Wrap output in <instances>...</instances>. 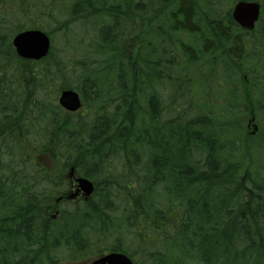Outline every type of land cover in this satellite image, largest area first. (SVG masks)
<instances>
[{
    "label": "trees",
    "instance_id": "16d2710c",
    "mask_svg": "<svg viewBox=\"0 0 264 264\" xmlns=\"http://www.w3.org/2000/svg\"><path fill=\"white\" fill-rule=\"evenodd\" d=\"M236 1L0 0V264H264V0L249 32ZM25 29L63 45L21 59Z\"/></svg>",
    "mask_w": 264,
    "mask_h": 264
},
{
    "label": "water",
    "instance_id": "95a60500",
    "mask_svg": "<svg viewBox=\"0 0 264 264\" xmlns=\"http://www.w3.org/2000/svg\"><path fill=\"white\" fill-rule=\"evenodd\" d=\"M260 11L258 2L238 0L233 3L231 16L240 27L250 31L258 21ZM11 44L18 57L35 61L45 57L51 46L48 35L40 29H26L17 32L12 37ZM57 102L63 109L70 112H75L81 107L80 96L73 89L62 90L57 97ZM74 182L76 188L74 192L67 195L68 199L75 198L79 193L85 198L92 194L94 185L89 179L77 176ZM91 264H134V262L123 252L112 251L95 258Z\"/></svg>",
    "mask_w": 264,
    "mask_h": 264
},
{
    "label": "rangeland",
    "instance_id": "374dc122",
    "mask_svg": "<svg viewBox=\"0 0 264 264\" xmlns=\"http://www.w3.org/2000/svg\"><path fill=\"white\" fill-rule=\"evenodd\" d=\"M227 4V3H226ZM228 4H231V3H228ZM227 4V5H228ZM48 35L49 36H51L52 37V39H53V44L56 46V47H59V46H62L63 45V41L61 40V37H60V33L58 32V31H56L55 33H51V31H50V34L48 33ZM246 72L245 73H247V70H245ZM243 73V72H242ZM247 74H245V75H242V77H241V81L244 83V84H246V85H248L250 82H252V81H254V80H256V77L254 76V75H249L248 76V79L246 78L247 76H246ZM211 78V77H210ZM208 79V81H211V79ZM207 81V82H208ZM237 81H239V80H237ZM241 82V83H242ZM206 85V83L204 84V86ZM206 89H207V91H206V94L205 95H203V96H201V99H206V100H204V101H209V102H213V103H215V99H217V97H216V93H220V91H221V89L219 88V87H215L214 88V90L212 91V84H208L207 83V85H206V87H205ZM61 91H54L53 93L51 92V95L56 99V101H57V97H58V95H59V93H60ZM248 93H250V92H248ZM211 101H210V100ZM79 109H82V108H79ZM234 111H236V110H234ZM68 112H70V111H68ZM253 120V119H252ZM259 125V123L257 122H255L254 120L253 121H248V124H247V126H246V129H245V134L246 135H248V134H254L255 132H256V130H257V127H258V125ZM255 127V128H254ZM239 129H240V135L242 136L243 135V133H244V129L241 127V126H239ZM74 187H72V188H70V190L69 191H71V192H74ZM92 260H94V258L93 259H86V260H84V262H78V263H72V262H64V263H62V264H91V261Z\"/></svg>",
    "mask_w": 264,
    "mask_h": 264
},
{
    "label": "flooded vegetation",
    "instance_id": "af4514ba",
    "mask_svg": "<svg viewBox=\"0 0 264 264\" xmlns=\"http://www.w3.org/2000/svg\"><path fill=\"white\" fill-rule=\"evenodd\" d=\"M72 187L75 188V184H74V183L72 184V182H71V184H70V188H72Z\"/></svg>",
    "mask_w": 264,
    "mask_h": 264
}]
</instances>
